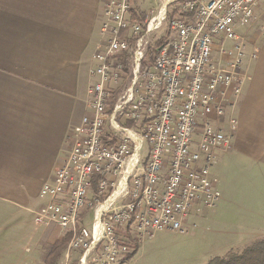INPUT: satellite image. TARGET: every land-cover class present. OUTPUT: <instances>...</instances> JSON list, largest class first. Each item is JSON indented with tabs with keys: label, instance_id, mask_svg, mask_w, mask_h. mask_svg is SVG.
<instances>
[{
	"label": "built area",
	"instance_id": "2783aa9c",
	"mask_svg": "<svg viewBox=\"0 0 264 264\" xmlns=\"http://www.w3.org/2000/svg\"><path fill=\"white\" fill-rule=\"evenodd\" d=\"M154 1L158 11L144 24L130 21L132 0L106 4L107 47L94 55L92 113L74 130L54 180L41 189L46 202L34 212L35 224L58 225L71 235L63 264L72 250L82 252L79 264H122L133 253L130 235L141 246L158 231H183L193 209L212 208L220 198L212 170L219 154L233 148L234 109L261 54L251 40L248 52L247 35L237 31L258 19L264 0ZM178 2L187 17L167 20ZM163 24L171 37L153 68L143 71L151 36ZM228 40L231 49L223 46ZM77 225L85 226L84 236H77ZM127 225L130 233L120 232Z\"/></svg>",
	"mask_w": 264,
	"mask_h": 264
},
{
	"label": "crops",
	"instance_id": "0c3cea01",
	"mask_svg": "<svg viewBox=\"0 0 264 264\" xmlns=\"http://www.w3.org/2000/svg\"><path fill=\"white\" fill-rule=\"evenodd\" d=\"M109 1L0 0V203L16 213H32L34 222V212L43 204L37 202L42 187L54 180L73 145L74 130L92 113L94 55L107 47L101 24ZM263 31L261 25L253 32V44ZM259 47L261 54L235 106L233 148L221 153L217 163L234 151L252 152L264 170V40ZM58 227L37 226L33 234L51 247L68 234ZM44 258L32 253L21 264L43 263Z\"/></svg>",
	"mask_w": 264,
	"mask_h": 264
},
{
	"label": "rangeland",
	"instance_id": "374dc122",
	"mask_svg": "<svg viewBox=\"0 0 264 264\" xmlns=\"http://www.w3.org/2000/svg\"><path fill=\"white\" fill-rule=\"evenodd\" d=\"M132 3L136 11L144 12L148 17L152 11H158V3L154 0H132ZM256 22L252 23L253 28L239 29L238 34H246L249 41L253 42V32H258L261 25L264 27V8ZM165 25L152 34L151 42L164 35ZM261 38L257 43L255 41L258 46L263 43V35ZM251 41L248 48L252 46ZM217 42L220 44L219 40ZM233 43L228 40L223 46L231 49ZM250 51L251 49L248 50ZM218 54L219 52L216 53L217 56ZM253 63L249 66L250 75ZM236 107L234 116L238 119ZM229 115L230 109L227 110L226 120ZM211 118L212 115H209L208 119ZM194 139L197 140L198 137L195 135ZM234 153L235 151L232 156H222L212 170L220 195L216 208H203L199 212L193 209L183 231L156 232L125 264H208L213 258L240 252L255 240L264 237V170L258 167L252 152L247 155ZM224 158L226 161L221 164ZM37 202L44 205L46 199L40 197ZM15 210L17 211L0 203V213H12L8 217L0 215V264H21L32 253H36L38 260L43 259L50 243L47 240L39 242V234H33L37 226L32 213L21 210L16 213ZM57 231L62 230L58 227ZM34 244L38 250L34 249ZM22 264L34 263L25 261Z\"/></svg>",
	"mask_w": 264,
	"mask_h": 264
},
{
	"label": "trees",
	"instance_id": "16d2710c",
	"mask_svg": "<svg viewBox=\"0 0 264 264\" xmlns=\"http://www.w3.org/2000/svg\"><path fill=\"white\" fill-rule=\"evenodd\" d=\"M171 9H168L167 20L173 19H184L187 17V14L181 12L180 2L175 3L170 6ZM169 7V8H170ZM147 15L144 12L136 11V8L133 7L132 13L129 16L130 21H137L144 24ZM171 32L167 28L164 35L153 42H151L146 49L145 58L142 64V70L152 69L154 66L155 56L158 52V49L166 44L169 41ZM121 59L125 64V71L131 72L132 64L130 61V54L124 52L120 55ZM85 212H88L87 210ZM130 225L120 228V232L128 234L130 233ZM130 247L133 248V253L125 255L122 258V264L127 263L139 250L140 245L133 241L131 235L129 236ZM71 240V235L68 233L64 239L60 242L52 245L42 264H63L65 253L68 249V245ZM81 251L72 250L70 253V259L68 264H79V258L81 256ZM208 264H264V237L255 240L251 245L247 246L240 252H233L226 257H216L213 258Z\"/></svg>",
	"mask_w": 264,
	"mask_h": 264
},
{
	"label": "bare ground",
	"instance_id": "6f19581e",
	"mask_svg": "<svg viewBox=\"0 0 264 264\" xmlns=\"http://www.w3.org/2000/svg\"><path fill=\"white\" fill-rule=\"evenodd\" d=\"M84 233H85V226L77 225V236H84Z\"/></svg>",
	"mask_w": 264,
	"mask_h": 264
}]
</instances>
